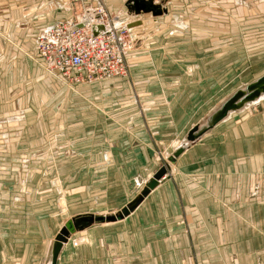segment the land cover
I'll list each match as a JSON object with an SVG mask.
<instances>
[{
  "label": "crops",
  "instance_id": "1",
  "mask_svg": "<svg viewBox=\"0 0 264 264\" xmlns=\"http://www.w3.org/2000/svg\"><path fill=\"white\" fill-rule=\"evenodd\" d=\"M98 3L128 32V76L41 69L40 31ZM262 64L264 0H0V264H48L83 217L114 218L68 233L55 264H264V95L185 140Z\"/></svg>",
  "mask_w": 264,
  "mask_h": 264
},
{
  "label": "built area",
  "instance_id": "2",
  "mask_svg": "<svg viewBox=\"0 0 264 264\" xmlns=\"http://www.w3.org/2000/svg\"><path fill=\"white\" fill-rule=\"evenodd\" d=\"M67 1L79 4L82 0ZM114 19L98 4L91 14L86 11L77 20L55 21L36 37L35 62L56 79L72 85L127 77L128 32L114 26Z\"/></svg>",
  "mask_w": 264,
  "mask_h": 264
},
{
  "label": "water",
  "instance_id": "3",
  "mask_svg": "<svg viewBox=\"0 0 264 264\" xmlns=\"http://www.w3.org/2000/svg\"><path fill=\"white\" fill-rule=\"evenodd\" d=\"M131 2H132V5H133V8L135 11H143V12L148 11V12L154 13L153 11L156 9V6L153 5L150 1L132 0ZM263 79H264V75L262 77L258 78L254 82H260ZM262 83H264V81H262ZM251 86H252V84H249L246 87L245 91L251 90L252 89ZM262 95H264V91H260L258 96H256L255 100H257ZM255 100H253V101H255ZM253 101H247L243 105H240V106H237L235 104H230V105L226 106V104H227V101H226L221 106V108L211 117L207 127L203 128V129H198V127H196V126L192 127L188 131V133L186 134L185 140L187 142H192L196 137L200 136L205 131L212 128L214 125L219 123L222 119H224L230 111H234V110L244 106L245 104L253 102ZM220 112H221V114H220ZM165 169L166 168L162 167V169H160L159 172L156 173L153 176V178L150 179L145 184V186L142 188V190L139 192V194L131 202H129L123 209H121L118 212L117 216L123 217V216H126L130 211H132L138 205V203L142 200V198L146 196V194L149 192V190H151L156 185L157 179H159L162 176ZM113 218L114 217H107L105 219L102 217H83V218H77V219H74L72 221L66 222L64 224V226L60 229L58 235L55 238V242L53 243V245L51 247V252H50L48 264H55L58 251L61 247V244L64 242V238L67 236L68 233H71L75 229H77L80 226V224H82L83 222H87V223L102 222L103 220L112 221Z\"/></svg>",
  "mask_w": 264,
  "mask_h": 264
},
{
  "label": "rangeland",
  "instance_id": "4",
  "mask_svg": "<svg viewBox=\"0 0 264 264\" xmlns=\"http://www.w3.org/2000/svg\"><path fill=\"white\" fill-rule=\"evenodd\" d=\"M130 1H132V0H127V2H130ZM164 0H155L154 2L151 0L150 2L153 4V5H155L157 8L153 11L154 13H152V14H155V12L158 10V7H160V4L163 2ZM99 5H101L107 12H109L110 13V16L111 17H114L115 18V15L114 14H112L110 11H108L107 10V8L102 4V3H98ZM97 4V5H98ZM96 6V5H95ZM254 5H252V4H250V7H253ZM187 10V9H186ZM188 11V10H187ZM173 12L175 13V14H181V13H183L182 11H178V10H173ZM187 14V13H186ZM182 15H184V13L182 14ZM151 33V32H150ZM157 35H159L158 33H156L155 34V36L154 37H156ZM255 38H253V37H251L250 39L248 38V40L249 41H251L252 42V40H254ZM242 53V52H241ZM241 53H240V55H241ZM239 54V53H238ZM252 66H254V67H251V69L250 70H244V78H240L239 80H237L236 82H238L237 83V85H239L238 86V88L237 89H235V93L233 94V96L229 99V100H231L233 97H234V95L237 93V92H239V91H241V90H245L246 89V87L249 85V84H253V83H255L254 81H256L257 79H256V76H258L259 74H262L263 72H264V64H262V65H257V66H255V65H252ZM260 67V69L262 68V70H260V69H257V68H259ZM264 74V73H263ZM237 85H235V86H237ZM229 92V91H228ZM244 93H246L247 91H243ZM243 97H241V99H242ZM228 100V101H229ZM258 100V99H257ZM257 100H255V101H257ZM227 101V102H228ZM241 101V100H240ZM225 102V101H224ZM238 103H239V101H238Z\"/></svg>",
  "mask_w": 264,
  "mask_h": 264
},
{
  "label": "bare ground",
  "instance_id": "5",
  "mask_svg": "<svg viewBox=\"0 0 264 264\" xmlns=\"http://www.w3.org/2000/svg\"><path fill=\"white\" fill-rule=\"evenodd\" d=\"M262 81H264V79ZM262 81L253 83L252 86H251L252 89L249 90V91H247L246 93H244L243 91L242 92H239L234 97L233 100H231L230 102H228L226 104V106H228L230 104H235V105L239 106V105H242L243 103H245L247 101H253V100H255L256 96H258V94L260 93V91H264V83H262ZM241 97H243V98L241 99ZM238 101H239V103L237 104ZM220 114H221V112H220Z\"/></svg>",
  "mask_w": 264,
  "mask_h": 264
}]
</instances>
